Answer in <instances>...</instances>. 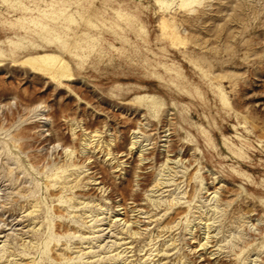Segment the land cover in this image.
<instances>
[{"label": "rangeland", "instance_id": "1", "mask_svg": "<svg viewBox=\"0 0 264 264\" xmlns=\"http://www.w3.org/2000/svg\"><path fill=\"white\" fill-rule=\"evenodd\" d=\"M0 47V264H264V0H0Z\"/></svg>", "mask_w": 264, "mask_h": 264}, {"label": "bare ground", "instance_id": "2", "mask_svg": "<svg viewBox=\"0 0 264 264\" xmlns=\"http://www.w3.org/2000/svg\"><path fill=\"white\" fill-rule=\"evenodd\" d=\"M104 1V0H103ZM106 1V0H105ZM84 2V1H83ZM44 4V3H43ZM106 4V3H105ZM100 5V4H99ZM20 7L25 10L27 9V7L25 5H20ZM105 7V6H104ZM102 10V9H101ZM109 10V8H108ZM103 11V10H102ZM32 12V11H31ZM104 12V11H103ZM108 14V13H107ZM87 15V14H86ZM57 19H65L66 22L69 24L71 22H74L73 20V16L71 14L69 15H66L64 12H48V13H42V18H39L37 20H31V23H33L34 25L38 26L39 28V31L41 32V34L43 35H47V37L45 38H49V39H54L56 41H58L59 43H61L63 46H70L72 42H69L68 41V36L67 34H65L63 31H60L58 29H56L55 27H52L51 22H54L56 21ZM101 19V18H100ZM119 19V18H118ZM21 20H25L24 17L21 18ZM120 20V19H119ZM105 21V20H103ZM117 21V20H116ZM110 22V21H109ZM106 23V22H105ZM112 23V22H111ZM122 23V21H121ZM127 23V22H126ZM123 24V23H122ZM80 28V27H79ZM117 29V28H115ZM128 29V28H127ZM76 31V30H75ZM63 32V33H62ZM131 32V31H130ZM5 34V33H4ZM85 34V33H83ZM104 35V34H103ZM38 36V35H37ZM76 36V34H75ZM79 36V35H78ZM148 39V38H147ZM4 40V39H3ZM93 40L92 38H89L87 36L85 37H82V38H77V41L75 42L76 44H78L79 46L82 44V43H92L91 41ZM119 41V40H118ZM46 42V41H45ZM120 43V42H119ZM29 44V43H28ZM122 44V43H121ZM124 44V43H123ZM160 44V43H159ZM54 45V44H53ZM31 46V45H30ZM124 46V45H123ZM150 46V45H149ZM172 46V45H170ZM174 46V45H173ZM91 48L98 54H102V51L101 49L97 46V45H92ZM155 48V47H154ZM31 49V48H30ZM62 49V48H61ZM9 50V49H8ZM38 50V49H37ZM60 50V49H59ZM18 52V51H17ZM5 53V52H4ZM19 53V52H18ZM23 53V52H22ZM66 53V52H65ZM3 55V50L1 49L0 47V56ZM11 55V54H9ZM18 55V54H17ZM47 56H50L53 58V63H52V67L50 68V72L49 74H52V75H68L69 73V65L68 63L66 62L65 59H63L60 55L58 54H55V53H52V52H43V53H40V54H36V55H29V56H26L25 58H31L30 60L34 59L35 57H42V58H45ZM142 56V55H141ZM174 56V55H173ZM65 57H66V54H65ZM74 59V58H73ZM38 59H36L37 61ZM148 60V59H147ZM170 60V59H169ZM28 61V60H26ZM51 61V60H50ZM127 61V60H126ZM33 62V61H31ZM34 63V62H33ZM43 63V62H42ZM38 64V63H37ZM143 64V63H142ZM155 64V63H153ZM39 65V64H38ZM37 65V66H38ZM44 67V66H43ZM42 67V68H43ZM77 67V66H76ZM104 67V66H103ZM193 67V66H192ZM44 69V68H43ZM161 69V68H160ZM187 69V68H186ZM140 70H142L140 68ZM196 70V69H195ZM90 71V70H89ZM115 71V70H114ZM164 71V70H163ZM186 71V70H185ZM198 71V70H197ZM101 72V71H100ZM82 73V72H81ZM113 74V73H112ZM70 75V74H69ZM126 75V74H125ZM134 75V74H133ZM91 76H94V75H91ZM107 76V75H106ZM132 76V75H131ZM130 76V77H131ZM138 76V75H137ZM135 77V76H134ZM140 78V77H139ZM177 78V77H176ZM120 79V78H119ZM124 79V78H123ZM133 79V78H132ZM156 79V78H155ZM174 79V78H173ZM102 81V80H101ZM137 81V80H136ZM152 81V80H151ZM162 81V80H161ZM192 81V80H191ZM113 82V81H112ZM164 82V81H163ZM193 82V81H192ZM100 83V82H99ZM202 83V82H201ZM154 84V83H153ZM152 84V85H153ZM171 84V83H170ZM203 84V83H202ZM163 85V84H162ZM164 86V85H163ZM173 86V85H172ZM135 90V89H134ZM164 90V89H163ZM160 91V90H159ZM132 92V91H131ZM193 92V91H192ZM125 93V92H124ZM169 95V94H168ZM188 96V95H187ZM167 98V97H166ZM136 100L138 101H141V102H151V103H159V100L153 96V95H147V94H142V95H137L135 97ZM176 99V98H175ZM206 99V98H205ZM158 100V101H157ZM207 100V99H206ZM209 100V99H208ZM223 101H225V98H222ZM217 103V102H216ZM212 104V103H211ZM152 106V105H151ZM153 107V106H152ZM164 107V106H163ZM181 108V107H180ZM190 111V110H189ZM154 112V111H153ZM211 113V112H210ZM171 114V113H170ZM222 114V113H221ZM175 117V116H173ZM176 118V117H175ZM240 118V117H239ZM205 119V118H204ZM243 121V120H242ZM209 122V121H208ZM218 122V121H217ZM221 122V121H219ZM181 124V123H180ZM247 124V123H246ZM238 125V124H237ZM179 127V126H178ZM216 127V126H215ZM171 128V127H170ZM169 129V128H168ZM228 129V128H227ZM244 130V129H243ZM256 130V129H255ZM168 131V130H167ZM192 131V130H191ZM197 133V132H196ZM246 133V132H245ZM254 133V132H253ZM256 134V133H255ZM233 137V136H232ZM187 139V138H186ZM217 139V138H216ZM237 140V139H236ZM199 141V140H198ZM205 142V141H204ZM252 144V143H251ZM201 145V144H200ZM207 145V144H206ZM218 148V147H217ZM208 149V148H207ZM210 149V148H209ZM248 150V149H247ZM250 150V149H249ZM260 152V151H259ZM231 155V154H230ZM232 156V155H231ZM212 157V156H211ZM217 158V157H216ZM221 158V157H220ZM227 158V157H226ZM260 158V157H259ZM171 159V158H170ZM169 161V160H168ZM226 161V160H224ZM230 161V160H229ZM20 162V161H19ZM236 162V161H235ZM240 162V161H238ZM67 164V163H66ZM19 165V164H18ZM244 165V164H243ZM236 166V165H235ZM68 169V168H67ZM251 169V168H250ZM230 170V169H229ZM208 171V170H207ZM61 172V171H60ZM232 174V173H231ZM236 175V174H235ZM228 176V175H226ZM215 178V176H212ZM234 178V177H233ZM231 179V178H230ZM247 182V181H246ZM254 186V185H253ZM250 187V186H249ZM258 187V186H257ZM218 188V187H217ZM256 189V188H255ZM218 190V189H217ZM216 190V192H217ZM264 191V190H263ZM203 192V191H202ZM207 194V193H206ZM205 194V195H206ZM220 194V193H219ZM216 196V194H215ZM214 196V197H215ZM218 196V195H217ZM213 197V198H214ZM217 198V197H216ZM215 198V199H216ZM43 199V198H42ZM46 202V201H45ZM47 204V203H46ZM45 207V206H44ZM226 210V209H225ZM221 211V210H220ZM34 213V212H33ZM47 213V212H46ZM29 214V213H28ZM27 215V214H26ZM130 227V226H129ZM127 228V227H126ZM23 229V228H21ZM6 231V230H5ZM49 231V230H48ZM21 232V231H20ZM19 232V233H20ZM8 234V233H6ZM18 234V233H17ZM21 234V233H20ZM1 235V234H0ZM4 235V234H3ZM6 237V236H5ZM4 237V238H5ZM10 237V236H9ZM46 237V236H45ZM4 238H3V241H1L0 243V249H4L5 248V241H4ZM42 238V237H41ZM6 240V239H5ZM7 241V240H6ZM27 242V241H26ZM33 242V241H32ZM31 243V241H30ZM14 244V243H13ZM26 244V243H25ZM205 244V242H204ZM10 245V244H9ZM15 245V244H14ZM22 245V244H21ZM30 245V244H29ZM27 246V245H26ZM13 247V246H12ZM30 249V248H29ZM35 249V248H34ZM41 249V248H40ZM9 250V249H8ZM8 252V251H7ZM27 254V253H25ZM40 254V253H39ZM5 255V254H4ZM3 258V257H2ZM1 258V259H2ZM12 258V257H11ZM11 258H9L8 260H10ZM4 260V259H2ZM31 264V263H30Z\"/></svg>", "mask_w": 264, "mask_h": 264}]
</instances>
